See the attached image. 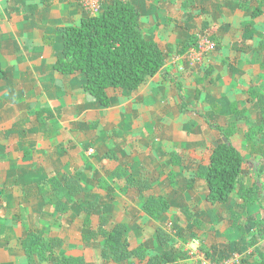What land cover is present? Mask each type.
Segmentation results:
<instances>
[{"label":"crops","instance_id":"0c3cea01","mask_svg":"<svg viewBox=\"0 0 264 264\" xmlns=\"http://www.w3.org/2000/svg\"><path fill=\"white\" fill-rule=\"evenodd\" d=\"M129 1L140 13L143 36L159 43L164 64L138 88L102 106L88 98L83 74L55 68L63 48L58 28L90 15L78 0H0V264H29L20 245L27 235L55 236L59 255L82 256L89 264H148L162 253L174 258L162 264H200L201 258L218 263L247 257L252 262L264 254V237L257 234L258 226L264 232V157L251 150L243 155L242 182L256 199L246 209L242 234L227 217L241 196L234 193L226 203L210 205L203 178L186 183L206 161L208 146L224 141L223 135L205 121L198 134L188 136L192 143L181 142L188 131L178 132L194 115L204 117L214 99L196 83L195 70L187 73L195 65L186 56L191 47H182L192 35L215 29L213 48L197 64L212 68L211 78L228 109L233 103L250 110L249 90L264 92L256 87L264 83L257 51L264 41V6L262 14L253 16L257 0ZM46 36L52 38L46 41ZM159 123L170 129L167 139L154 135ZM110 149L116 159L102 160ZM173 152L177 163L171 160ZM118 165L121 177L140 174L141 168L151 171L150 189L128 197L114 173ZM64 175L77 179L83 191L60 213L55 205L68 199L66 190L52 192L44 184L43 195L38 186L49 178L63 181ZM153 196L169 203L158 218L143 210L146 198ZM89 201L97 205L93 215L84 209ZM97 213L125 223L129 244H142L147 257L112 262L101 237L84 240ZM157 228L169 235L165 252Z\"/></svg>","mask_w":264,"mask_h":264},{"label":"trees","instance_id":"16d2710c","mask_svg":"<svg viewBox=\"0 0 264 264\" xmlns=\"http://www.w3.org/2000/svg\"><path fill=\"white\" fill-rule=\"evenodd\" d=\"M264 0H257L253 16L262 14ZM58 35L62 37V56L56 61L55 68L63 74L81 73L85 76L83 89L86 94L102 106H109L112 97L123 94L125 90H135L148 78L154 76L164 64V53L154 40L146 39L140 26V13L137 7L129 0H112L100 14L89 15L82 18L78 24H66L58 28ZM214 28L203 32L210 40L215 41ZM52 36H46V41ZM197 36L192 35L182 47L185 51L189 47L196 46ZM260 54L259 68L264 70V41L257 46ZM196 64L188 70L196 72V83L211 78L212 68L204 66L200 68ZM248 99L252 110L259 112L261 125L258 126V134L264 136V92L250 89ZM254 110V111H255ZM230 116L245 117V110L238 109L236 104L229 105ZM237 123V122H236ZM236 123L230 122L229 126L221 123H211L224 137V141L206 150V161L196 168L191 178L186 180L188 186L196 177L206 181L208 193L207 201L210 205L224 204L237 193L242 201L236 204L227 214L232 221V226L244 234L246 230L245 212L256 199V192L246 188L242 182L241 169L244 161L236 140L232 135ZM251 152L264 157V145L253 144ZM176 153L171 154L173 163H177ZM113 150H107L102 160L116 159ZM181 157V156H179ZM114 173L121 177L123 169L118 165ZM124 175V173H123ZM63 181L57 178H49L38 186L42 192L44 184H49L54 192L57 188H64L69 197L55 205L58 212L63 213L69 209L75 197L83 187L77 179L71 175H64ZM122 190L135 199L138 195L147 192L151 187V178L148 174H128L120 178ZM87 214L93 215L97 211L95 201H89L84 206ZM169 209V203L163 196L147 197L143 210L152 218H158ZM264 215V207L262 208ZM195 224V222H194ZM91 225V224H90ZM258 237H264V232L257 227ZM128 227L125 223H113L110 216L97 213L88 235L84 240L101 237L104 245L111 254L112 262H123L130 258L142 261L147 257V250L142 244L131 246L128 242ZM158 240L163 248L167 249L169 235L162 229H156ZM21 248L24 251L29 264H89L82 256L59 255V239L55 236H42L33 238L27 235L21 240ZM157 254L148 259V264H162L174 261L169 255ZM206 257H208L205 252ZM168 256V257H167ZM184 256V254L182 255ZM241 264H264V254L259 260L252 262L243 258Z\"/></svg>","mask_w":264,"mask_h":264},{"label":"rangeland","instance_id":"374dc122","mask_svg":"<svg viewBox=\"0 0 264 264\" xmlns=\"http://www.w3.org/2000/svg\"><path fill=\"white\" fill-rule=\"evenodd\" d=\"M107 3L105 4V6L107 5ZM102 10H100L99 14L102 12ZM259 71H264V70L259 69ZM197 84L200 87L201 86L204 87L205 85L206 87L204 88V91L208 92V98H209V95H213L214 99L210 102L211 109L203 113L204 117H201L200 115L198 116L194 115L193 119L189 122V124H186L183 128L181 127L178 128L179 130L178 132L180 135H182V130L188 131V133L184 137H181V142L186 141V144L192 143V139H190L188 136L192 134H198L199 129H200V127L198 126L204 121L209 125V127L210 126L212 127L211 123H214V122L221 123L222 125L228 127L230 122L234 121V123L236 122L237 123H236V127L234 128V132L232 135L234 136V139L236 140V143L242 155H245L247 151L251 150L253 144H264V136L258 134L257 132L258 126L261 125V121L259 119L260 118L259 112H257L255 109H254L255 111L252 109L250 110L246 109L245 117L239 118L237 121L235 119V116L233 117L230 116L227 102L224 101L225 97L220 96L219 92L217 91V86L215 85V82L213 81L212 78H208L205 81L199 82ZM256 87H259L261 90H263L264 83L256 84ZM121 95L116 96V97L113 96L112 100L114 101L116 98L120 97ZM152 97H156V95H153ZM88 98L90 97L88 96ZM185 98H186L185 100L187 101L190 100L189 96H185ZM183 99H184L183 96H180V95L178 96L177 100L179 102L178 103L179 105L183 103L184 101ZM238 99H239L238 100L239 103L241 104V101H242L241 96H239ZM214 101H216L217 104L214 103ZM165 106H167V104H165ZM172 111L174 112V110ZM179 111L182 113L183 111H187V109L184 108V110H179ZM169 131L170 129L167 126L162 125L160 123L158 126L154 127V135L159 139H162V138L167 139L169 137ZM173 153H176V152H173ZM177 161H179V159H177ZM186 163H189V160H187ZM139 172L149 174L151 171L147 170L146 168H141Z\"/></svg>","mask_w":264,"mask_h":264},{"label":"built area","instance_id":"2783aa9c","mask_svg":"<svg viewBox=\"0 0 264 264\" xmlns=\"http://www.w3.org/2000/svg\"><path fill=\"white\" fill-rule=\"evenodd\" d=\"M112 0H78L80 7L88 14H99L100 10L104 9L105 4H109ZM213 42L210 41L204 34L197 36L196 46L189 48L186 51V56L190 66L196 65L202 62V58L206 52L212 49ZM200 264H241L239 258L223 260L218 263H209L206 259L201 258Z\"/></svg>","mask_w":264,"mask_h":264}]
</instances>
